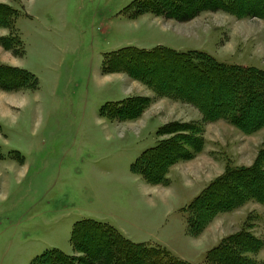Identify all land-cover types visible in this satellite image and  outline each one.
Wrapping results in <instances>:
<instances>
[{
    "label": "rangeland",
    "instance_id": "rangeland-1",
    "mask_svg": "<svg viewBox=\"0 0 264 264\" xmlns=\"http://www.w3.org/2000/svg\"><path fill=\"white\" fill-rule=\"evenodd\" d=\"M133 1L0 0L17 14L15 29L0 28V37L22 41L15 51L0 46V65L27 70L39 86L0 90V264H30L52 249L74 255L70 234L81 220L108 224L191 264H206V251L246 222L264 243V205L219 214L197 237L187 234L182 212L226 166L253 164L264 128L246 135L223 120L203 124L192 105L156 97L127 73L102 68L106 54L163 46L264 72V22L221 11L184 23L132 17L134 10H124ZM140 97L151 104L136 120L101 116L107 103ZM173 122L202 124L203 150L172 166L166 186L149 185L130 167ZM255 259L264 262V247Z\"/></svg>",
    "mask_w": 264,
    "mask_h": 264
},
{
    "label": "trees",
    "instance_id": "trees-1",
    "mask_svg": "<svg viewBox=\"0 0 264 264\" xmlns=\"http://www.w3.org/2000/svg\"><path fill=\"white\" fill-rule=\"evenodd\" d=\"M132 17L145 13L179 23L191 21L203 12H224L238 19L257 18L264 22V0H135L124 11ZM17 14L0 5V28L13 30ZM22 41L16 34L0 37V46L15 51ZM16 53V52H15ZM19 55V54H18ZM104 72H124L145 84L156 97L169 98L195 107L202 123L223 120L248 135L264 128V72L217 61L205 52H177L163 46L151 50L133 47L106 54ZM38 80L24 69L0 65V90H37ZM151 104L147 98L107 103L101 116L118 120L138 119ZM110 107L107 109V107ZM203 126L173 122L160 127L162 138L141 153L131 165L133 174L149 185L166 186L167 172L175 164L192 160L202 152ZM248 202L264 205V149L249 167H225L182 212L186 232L199 236L219 214L232 212ZM70 244L74 255L47 250L30 264H189L154 245L134 243L112 226L93 220L76 222ZM264 243L243 228L223 238L205 255L206 264H264L255 259Z\"/></svg>",
    "mask_w": 264,
    "mask_h": 264
},
{
    "label": "crops",
    "instance_id": "crops-1",
    "mask_svg": "<svg viewBox=\"0 0 264 264\" xmlns=\"http://www.w3.org/2000/svg\"><path fill=\"white\" fill-rule=\"evenodd\" d=\"M222 173H223V172H222ZM220 175H222V174H220ZM220 175H219V176H220ZM219 176H217V177H219ZM217 177H216V178H217ZM216 178H214V179H216ZM214 179H213V180H214ZM213 180H211L210 182H212ZM210 182H209V183H210ZM209 183H208V184H209ZM208 184H207V185H208ZM205 187H206V186H205ZM224 238H225V237H224ZM222 239H223V238H222ZM222 239H221V240H222ZM221 240H220V241H221ZM220 241H219V242H220ZM219 242H218V243H219ZM218 243H217L215 246H217ZM156 246H160V245H156ZM215 246H214V247H215ZM160 247H162V246H160ZM214 247H213V248H214ZM162 248H164V247H162ZM164 249H166V248H164ZM211 249H212V248H211ZM211 249L207 250V251H206V254H207V252L210 251ZM166 250L169 251L173 256H175L170 250H168V249H166ZM206 254H205V255H206ZM175 257L178 258L179 260L185 261V260H183V259H181V258H179V257H177V256H175ZM185 262H187V261H185ZM187 263H189V262H187ZM189 264H191V263H189Z\"/></svg>",
    "mask_w": 264,
    "mask_h": 264
}]
</instances>
